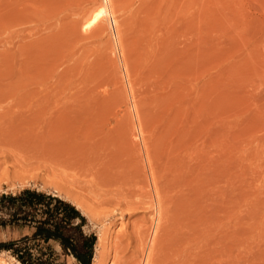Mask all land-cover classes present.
Returning a JSON list of instances; mask_svg holds the SVG:
<instances>
[{"label":"rangeland","instance_id":"rangeland-1","mask_svg":"<svg viewBox=\"0 0 264 264\" xmlns=\"http://www.w3.org/2000/svg\"><path fill=\"white\" fill-rule=\"evenodd\" d=\"M37 149L86 159L98 189L47 183ZM13 157L40 173L0 195L77 205L91 264H145L149 247L147 264H264V0H0V168Z\"/></svg>","mask_w":264,"mask_h":264},{"label":"trees","instance_id":"trees-1","mask_svg":"<svg viewBox=\"0 0 264 264\" xmlns=\"http://www.w3.org/2000/svg\"><path fill=\"white\" fill-rule=\"evenodd\" d=\"M86 216L72 202L37 188L0 195V228L28 230L20 238L0 241L20 264H57L50 241L61 244L82 264H91L95 235L85 233Z\"/></svg>","mask_w":264,"mask_h":264},{"label":"bare ground","instance_id":"bare-ground-1","mask_svg":"<svg viewBox=\"0 0 264 264\" xmlns=\"http://www.w3.org/2000/svg\"><path fill=\"white\" fill-rule=\"evenodd\" d=\"M20 149V148H19ZM24 149H26V148H24ZM36 149V148H35ZM34 149V150H35ZM48 149V148H47ZM46 149V150H47ZM41 150V149H40ZM40 150H36V152H34V153H29L27 156H31L32 155V157H33V155L35 154V153H37L38 155L36 156L37 158H38V156L39 155H41V151H42V154H44V153H46V155L44 154V156L42 157V156H39V157H42V159H40L39 158V160L38 159H35V162H36V164L38 163V166H39V164L41 165V164H43V165H41V166H43L42 168L43 169H45L46 168V171L48 172L47 174L45 173H43L44 172V170H42L43 172H42V174L41 175H49V176H47V179L48 180H50V181H52V185H56V186H58L59 188H67V189H69V191L72 189L73 190V188H74V190H73V192L75 191V189L78 191H80L81 192V188L83 187L82 185H84V183H85V185L86 186H84L86 189H87V181L89 180L90 181V183L91 182H93V181H91L90 179H88L89 178V175H90V173L92 174H94V172H92V169H88L90 166H91V163H88L89 161H87L86 159H84V158H79V157H77V156H74V155H72V154H70V155H63L64 153H61V151L60 150H56V149H54V150H52L51 149V151H53V153L51 152V151H49V150H47L48 151V153H50V154H47V152H45V149H42L41 151ZM24 151V150H23ZM57 152V151H59V153L57 154V153H55V152ZM31 152H33V151H31ZM14 153V152H13ZM27 154V153H26ZM53 154V155H52ZM69 154V153H68ZM8 155V154H7ZM24 155V154H23ZM22 155V156H23ZM36 155V154H35ZM47 155H50L49 157V161H47V163H46V161H43V159L45 160V156H47ZM26 156V155H25ZM26 156V157H27ZM5 157V156H4ZM8 157H10V156H8ZM7 157V158H8ZM15 157V156H14ZM12 158L13 160L16 158ZM35 156H34V158H36ZM75 157V158H74ZM79 158V159H77V158ZM11 158V157H10ZM23 158H25V157H23ZM27 158H31V157H27ZM47 158H48V156H47ZM31 159H33V158H31ZM30 159V162L32 161ZM85 160V161H83V160ZM16 160V159H15ZM14 160V161H15ZM36 160H38V161H36ZM41 160L44 162V163H42L41 162ZM81 160V161H80ZM7 161V160H6ZM12 161V160H11ZM23 161H24V159H23ZM22 161V162H23ZM85 163V162H87V163H83V162ZM13 162V161H12ZM17 161H15L14 162V164L16 163ZM27 162V164H28V159H26V161H24V163H26ZM41 162V163H40ZM103 162V161H102ZM4 163V162H3ZM34 162H31V164H33ZM17 164H18V162H17ZM47 164V166L45 167V165ZM19 165L21 166V167H24V169L23 168H21V167H19ZM23 164L21 163V164H18V167L20 168V169H23L24 171H21L19 168H16L15 169V171L14 172H12V173H10V172H7L8 170H10V169H8L7 168V171L6 170H4L3 168H0V170H2L3 169V171L1 172L0 171V187L2 186V184L3 183H5V182H9L10 180H12L13 178H20V179H22L21 177H23V175H24V173H25V175H24V177H23V181H24V179H25V177H26V173H28V174H30V172H31V170H32V172H34L33 170H38L37 168V165H30V163H29V165L30 166H27V167H31V168H28V169H30V171L28 172L27 170L28 169H26L27 167L25 166V164H24V166H22ZM89 166L88 168H87V166ZM33 166H36L37 168L35 169V167H33ZM40 166V167H41ZM93 166V165H92ZM92 166L90 167V168H92ZM98 166H100V165H98ZM26 167V168H25ZM32 167H33V169H32ZM94 167V166H93ZM96 167V166H95ZM150 167V166H149ZM153 167V166H152ZM42 168H40V170L42 169ZM110 168H111V166H110ZM141 168V167H140ZM113 169V168H112ZM112 169H110V170H112ZM14 170V169H13ZM17 170H19V173L18 172H16ZM87 170V171H86ZM88 170H90L91 172L88 174L87 172H88ZM120 170V169H119ZM6 171V172H5ZM26 171V172H25ZM39 171V170H38ZM104 171H106V170H104ZM103 170H102V172H104ZM108 171H109V169H108ZM116 171V170H115ZM138 171V170H137ZM151 171V170H150ZM22 172H24L23 174H22ZM37 172V171H36ZM98 172V171H97ZM111 172V171H110ZM144 172V171H143ZM39 173H40V171H39ZM109 173V172H108ZM146 173V172H145ZM86 174H88L87 176H86ZM92 174V175H93ZM112 174V173H111ZM114 174V173H113ZM154 174V173H153ZM22 175V176H21ZM108 175V174H107ZM116 175V174H115ZM119 175V174H118ZM125 175V174H124ZM138 175H140V174H138ZM143 175H144V173H143ZM149 175V174H148ZM34 176H36V173H34ZM91 176V175H90ZM145 176V175H144ZM28 177H30L31 178V175H29V176H27V178H26V180L28 179ZM41 177V176H40ZM45 177V176H44ZM50 177V178H49ZM85 177H86V182L84 181V179H85ZM88 177V178H87ZM96 177V176H95ZM121 177H123V176H121ZM152 177V176H151ZM33 178V177H32ZM39 178V177H38ZM108 178H110V177H108ZM120 178V177H119ZM153 178V177H152ZM37 179V178H36ZM41 179V178H40ZM46 179V177H45V181L47 180ZM97 179V178H96ZM104 179H106V178H104ZM112 179V178H111ZM111 179H107L106 180V182L107 183H109V182H111ZM115 179V178H114ZM118 179V178H117ZM147 179V177H145V180ZM47 180V183L49 182ZM101 180V179H100ZM99 180V181H100ZM19 181V180H18ZM28 181V180H27ZM113 181V180H112ZM128 181H130V180H128ZM97 182V181H96ZM103 182V181H102ZM114 182V181H113ZM120 182V181H119ZM126 182V181H125ZM132 182H133V179H132ZM136 182H138L137 180H136ZM146 182V181H145ZM95 183V180H94V182H93V185H90L91 187H89V188H92V186H94L95 187V185L96 184H94ZM123 183V182H122ZM150 183V182H149ZM121 184V183H120ZM143 184V183H142ZM152 184H153V182H152ZM158 184H159V181H158ZM54 185V186H55ZM100 185V184H99ZM103 185V184H102ZM108 185H110V184H108ZM115 185V184H114ZM123 185V184H122ZM126 185V184H125ZM125 185H124V189H126L125 188ZM131 185V184H130ZM129 185V186H130ZM134 185V184H133ZM136 185V184H135ZM146 185H148L147 183H146ZM154 185H155V183H154ZM98 186V185H97ZM113 186V185H112ZM150 186V185H149ZM72 187V188H71ZM77 187H81L80 189L78 188L77 189ZM83 187V189H85ZM99 187V186H98ZM118 187V189L119 188H121L119 185L117 186ZM123 187V186H122ZM130 187H132V186H130ZM71 188V189H70ZM95 188H97V187H95ZM155 188H157V184H156V187ZM82 189V190H83ZM98 189V188H97ZM96 189V190H97ZM105 189V188H104ZM108 189V188H107ZM129 189L130 188H127V190L129 191ZM133 189V188H132ZM92 190V189H91ZM109 190V189H108ZM107 190V191H108ZM112 190L113 189H111V192H112ZM135 190V189H134ZM142 191H143V189H141ZM141 190H138L137 192H139V191H141ZM154 190V189H153ZM158 190V189H157ZM68 191V190H67ZM99 191V190H98ZM103 191V190H102ZM116 191V190H115ZM118 191V190H117ZM121 191V190H120ZM132 191V190H131ZM162 191V190H161ZM71 192V191H70ZM69 192V193H70ZM76 192V191H75ZM88 192H90V191H88ZM96 192V191H95ZM110 192V193H111ZM135 192V191H134ZM153 192V191H152ZM84 193V192H83ZM85 193H86V191H85ZM118 193H122V191L121 192H119L118 191ZM123 193H124V191H123ZM129 193V192H128ZM127 193V194H128ZM155 193H157V192H155ZM68 194V193H67ZM76 194H77V192H76ZM81 194V193H80ZM91 194V193H90ZM96 194V193H95ZM107 194H109V193H106V195ZM114 194V193H113ZM124 194H126V193H124ZM139 194H141L142 195V192H139ZM152 194V193H151ZM78 195V194H77ZM97 195V194H96ZM102 195L103 196H105V194L104 193H102ZM116 195V194H115ZM122 195V194H121ZM133 195V194H132ZM136 195H138V194H136ZM143 195H145V193L143 194ZM156 195V194H155ZM158 195H159V193H158ZM84 196V195H83ZM83 196H81V197H83ZM92 196V195H91ZM111 196V195H110ZM118 196V195H117ZM125 196V195H124ZM139 196V195H138ZM79 197V196H78ZM96 197V196H95ZM108 197V196H107ZM116 197V196H115ZM119 197V196H118ZM118 197H116V198H118ZM129 197V196H128ZM135 197V196H134ZM141 197V196H140ZM158 197V196H157ZM84 198V197H83ZM82 198V199H83ZM110 198V197H109ZM111 198H114V197H111ZM115 198V200L118 202V200ZM129 198H131V197H129ZM138 198V197H137ZM87 199V198H86ZM85 199V200H86ZM101 199V198H100ZM108 199V198H107ZM119 199V198H118ZM124 199V198H123ZM127 199V198H126ZM90 200V199H89ZM111 200V199H110ZM105 201V200H104ZM107 201V200H106ZM116 201H115V204H116ZM121 201H122V199H121ZM137 200H135V202H136ZM145 201V200H144ZM158 201H159V199H158ZM74 202V201H73ZM83 202H85V201H83ZM91 202V201H90ZM109 202V201H108ZM123 202H124V200H123ZM122 202V203H123ZM134 202V203H135ZM153 202V201H152ZM110 203V202H109ZM114 203V202H113ZM137 203V202H136ZM142 203H144L143 201H142ZM74 204V203H73ZM80 204V203H79ZM82 204V203H81ZM88 204V203H87ZM124 204H126V203H124ZM139 203H137V206H140V205H138ZM145 204V203H144ZM75 205V204H74ZM85 205V204H84ZM100 205V204H99ZM112 205V204H111ZM129 205V204H128ZM146 205V204H145ZM149 205V204H148ZM148 205H146V206H148ZM155 205V204H154ZM154 205L151 207L150 206V208H153L154 207ZM77 206V205H76ZM82 206V205H81ZM89 206V205H88ZM116 206V205H115ZM125 206V205H124ZM131 206V208H132V204L130 205ZM157 206H159V205H157ZM116 207H118V205L116 206ZM134 207H135V204H134ZM134 207H133V209H134ZM142 206H140V208H141ZM144 207V206H143ZM82 208V207H81ZM94 208V207H93ZM92 208V209H93ZM128 208V207H127ZM145 208V207H144ZM143 208V209H144ZM150 208H149V211H150ZM84 209V208H83ZM142 209V210H143ZM88 210V209H87ZM135 210V209H134ZM137 210V209H136ZM141 210V209H140ZM147 210H148V207H147ZM154 210V209H153ZM158 210V209H157ZM160 210V209H159ZM90 212H91V210H90ZM160 212V211H159ZM158 211H157V213H159ZM155 214V213H154ZM160 214V213H159ZM164 214V213H163ZM113 216V215H112ZM155 216V215H154ZM154 216H152V217H154ZM160 216H162V215H160ZM108 217V216H107ZM156 217V216H155ZM154 217V218H155ZM161 218V217H160ZM164 219V218H163ZM166 219V218H165ZM159 222V221H158ZM160 223V222H159ZM159 223H156V226H158L157 224H159ZM164 223V222H163ZM153 225V224H152ZM155 226V225H154ZM142 228V227H141ZM106 229V228H105ZM144 229H146V228H144ZM144 229H142V230H144ZM147 229H149V228H147ZM154 229V228H153ZM157 229L158 228H156V231H157ZM138 230V229H137ZM155 230V229H154ZM144 231H146V230H144ZM148 231V230H147ZM146 231V232H147ZM139 232V231H138ZM151 232V231H150ZM149 232V233H150ZM152 232H154L155 233V231H152ZM158 232V231H157ZM157 232L155 233V234H157ZM162 232V231H161ZM135 233V232H134ZM145 232H143V234H144ZM135 235V234H134ZM153 235V234H152ZM141 236V235H140ZM156 236V235H155ZM155 236L150 240L151 242H150V244L151 243H153L152 241H154V239H155ZM107 237V236H106ZM106 237H105V239H106ZM101 238H103V237H101ZM134 238V237H133ZM138 238V237H137ZM136 238V239H137ZM142 238V237H141ZM158 238V237H157ZM100 239V238H99ZM104 239V238H103ZM135 239V238H134ZM139 239V238H138ZM144 239V236H143V238H142V240ZM146 240V239H145ZM139 241H141V240H139ZM149 241V240H148ZM142 242V241H141ZM146 242V241H145ZM140 243V242H139ZM149 243V242H148ZM159 243V242H158ZM162 243V242H161ZM141 245H142V243H140ZM149 244V245H150ZM157 244V243H156ZM155 244V245H156ZM139 245V244H138ZM140 245V246H141ZM152 246V245H151ZM150 248V247H149ZM148 248V250H147V252L144 254L145 255V257H146V263L145 264H147L148 262H147V258L149 257V258H151V256H147V255H151V251L152 250H150ZM101 249V248H100ZM147 249V248H146ZM145 249V250H146ZM153 249V248H152ZM142 250V249H141ZM150 250V251H149ZM148 251H149V253L150 254H148ZM5 254V253H4ZM3 254V255H4ZM11 257V256H10ZM100 257H102V256H100ZM142 257H144V256H142ZM148 258V259H149ZM95 259H96V257H95ZM13 261L15 260V259H12ZM99 260V259H98ZM151 260V259H150ZM101 261V260H100ZM144 261H145V258H144ZM99 262V261H98ZM0 264H8L4 259H3V257L1 256V254H0ZM17 264H20L18 261H17ZM93 264H95V263H93ZM144 264V263H143ZM150 264V263H149Z\"/></svg>","mask_w":264,"mask_h":264}]
</instances>
